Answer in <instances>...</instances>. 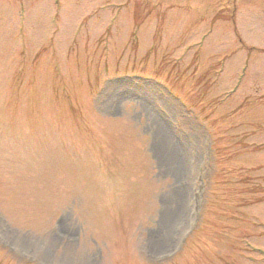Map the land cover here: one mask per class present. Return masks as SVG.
<instances>
[{
  "label": "rangeland",
  "instance_id": "rangeland-1",
  "mask_svg": "<svg viewBox=\"0 0 264 264\" xmlns=\"http://www.w3.org/2000/svg\"><path fill=\"white\" fill-rule=\"evenodd\" d=\"M0 264H264V0H0Z\"/></svg>",
  "mask_w": 264,
  "mask_h": 264
}]
</instances>
